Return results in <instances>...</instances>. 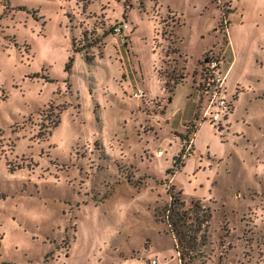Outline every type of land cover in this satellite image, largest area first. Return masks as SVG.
<instances>
[{
	"label": "rangeland",
	"instance_id": "374dc122",
	"mask_svg": "<svg viewBox=\"0 0 264 264\" xmlns=\"http://www.w3.org/2000/svg\"><path fill=\"white\" fill-rule=\"evenodd\" d=\"M241 1L0 0V264H264V141L208 121L199 66L230 30L238 66L259 70L256 4L238 27ZM202 121L237 135L205 189L200 164L190 179L181 169L204 157ZM245 132L258 135L253 122ZM168 189L210 211L186 262L154 212Z\"/></svg>",
	"mask_w": 264,
	"mask_h": 264
},
{
	"label": "crops",
	"instance_id": "0c3cea01",
	"mask_svg": "<svg viewBox=\"0 0 264 264\" xmlns=\"http://www.w3.org/2000/svg\"><path fill=\"white\" fill-rule=\"evenodd\" d=\"M248 2H253L252 5L256 4V15L259 16L256 17L255 20H253V25L255 26V28L260 27V33L253 39V43H255L256 41V45L255 50H253L252 54L253 62L259 70L256 71L248 68L249 62H246V60L240 66H238L239 60L241 59V50L238 42L231 37L230 30H228L226 43L222 48H220V55L222 57L221 66L225 71L224 89L227 97L232 98L230 111L220 121H226L227 123L225 124V126L229 123L230 129L232 128L235 134H240L239 138L242 137V139L245 140V142L243 143L244 146L251 144V140L253 139H259V144L261 143V138L264 141V125L261 124V121H254V119L251 118V116L256 114V110L257 113L259 112V117L262 118V114H264V0H246V2L243 0L241 1V4L243 5L242 20L241 22H235L238 27L247 24L249 21L247 19V15L251 8ZM233 23L229 25V29L231 26H233ZM254 107L258 109H254ZM252 122L255 125V129L258 133V135L255 137L250 136L245 132V128L248 129L249 124H251ZM239 123L240 125H242L241 127H238L237 124ZM224 129H226V127L223 128V130ZM229 132L230 131L226 132V139L221 140L217 133L211 131L209 122L202 121L199 123V126L196 128L194 133L193 144L198 139L197 136L199 137L200 134L209 135V142L205 143V145L203 146L204 157H202V153H196L195 162L193 164L191 162L192 154H190L186 158L183 165H181V169H184L185 165L190 163V165H187V167H190V169L187 170L185 168V170H187V178L189 177L190 179L193 176L192 173H188L192 171L191 169H193V166H195L196 164L197 167L198 164H200L201 166L197 167L194 175H200V180L198 181H202V183H200L199 186H202L204 189L206 186H209V180L212 175L211 173L215 174L217 172L216 169H219L218 165L215 166V168L210 166L211 159L226 157V154H229V152V156L236 155L235 148L237 144L233 141V139L235 140V137H237V135H231L232 132ZM210 143L212 146L214 145L212 148L209 147ZM227 144H231V148H226ZM244 149L246 151V154L248 152H251L248 149L246 150V147ZM227 163L228 164L225 163V166L228 165L227 169H225L224 166L221 167L223 174H229L233 170L231 168L230 161H228ZM181 169H179L178 171H180ZM224 171L227 173H225ZM177 173L178 172L176 171L172 175V179L177 175ZM217 184L218 183L214 185L218 186ZM246 184H244V186ZM234 185L243 186L241 184ZM156 263L157 260L155 264Z\"/></svg>",
	"mask_w": 264,
	"mask_h": 264
},
{
	"label": "trees",
	"instance_id": "16d2710c",
	"mask_svg": "<svg viewBox=\"0 0 264 264\" xmlns=\"http://www.w3.org/2000/svg\"><path fill=\"white\" fill-rule=\"evenodd\" d=\"M165 172H173V169L167 168ZM167 193L168 200L154 207L155 216L165 222L171 233L178 259L186 262L197 257L205 244L210 211L198 198H191L189 204L185 205L178 191L168 189Z\"/></svg>",
	"mask_w": 264,
	"mask_h": 264
},
{
	"label": "built area",
	"instance_id": "2783aa9c",
	"mask_svg": "<svg viewBox=\"0 0 264 264\" xmlns=\"http://www.w3.org/2000/svg\"><path fill=\"white\" fill-rule=\"evenodd\" d=\"M222 57L220 54L210 55L202 59L199 64L200 70L205 73V79L202 82L204 89H210V98L208 101V121L212 122L219 128L218 121L228 114L232 105V98L227 97L224 89L225 71L222 69ZM134 96L141 97L143 92L140 89L134 91ZM203 112V115H206ZM202 115V116H203ZM160 153V150L157 151ZM182 154V152H181ZM155 258H149L145 264H155Z\"/></svg>",
	"mask_w": 264,
	"mask_h": 264
}]
</instances>
